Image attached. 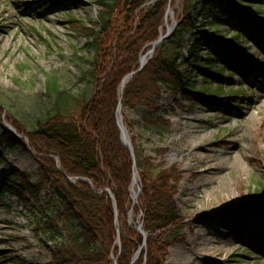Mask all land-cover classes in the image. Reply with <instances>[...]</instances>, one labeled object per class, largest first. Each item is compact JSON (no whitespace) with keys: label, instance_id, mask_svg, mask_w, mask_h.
<instances>
[{"label":"trees","instance_id":"obj_1","mask_svg":"<svg viewBox=\"0 0 264 264\" xmlns=\"http://www.w3.org/2000/svg\"><path fill=\"white\" fill-rule=\"evenodd\" d=\"M169 1L173 0L96 1L95 22L70 21L73 31L85 39L83 48L93 52L92 59L85 60L90 70L79 77L85 87L67 86L56 74L45 73L43 88L48 102L31 127L11 113L4 117L6 111L0 105V138L6 148H29L38 159L37 182H30L24 172L14 169L5 190L11 194L22 192L37 203L48 186L62 207L57 215L63 217L64 237L52 246L50 258L43 264H170L169 248L184 242L187 223L175 202L183 178L179 165L167 166L162 160L164 148L159 147L154 149L159 158L156 161L146 153L138 137L131 135L137 172V185L133 187L134 164L129 150L120 142L117 106L121 105L123 125L130 135L135 125L145 129L170 126L159 116L162 87L182 100L194 96L215 101L233 99L237 93H225L220 83L215 89H209L208 84L212 78L220 79L226 69L225 63H217L214 53H229L232 46L238 48L241 34L234 31L229 45L223 44L221 26L201 21L203 13L197 9L196 0H184L173 32L137 70L139 57L163 30ZM211 1L219 6V13L235 12L249 20L248 12L235 11L229 0ZM251 2L264 5L263 0ZM258 10L257 6L251 12ZM259 22L253 21L256 27L263 23ZM190 34H199L203 41L197 39L187 45L185 39ZM201 42L207 44L203 53ZM193 71L202 80L198 89L190 79ZM132 72L120 94L123 78ZM125 109L134 111L140 120L127 118ZM3 117L14 132L7 128ZM79 177L87 181L71 180ZM261 185L262 191L252 194L256 201L264 196V182ZM137 187L140 194L133 203L131 189ZM107 190L113 194L115 209ZM248 210L264 214L263 207L247 204L241 205L240 214ZM137 223H141L146 237L133 260L143 238L135 228ZM34 228L54 235L50 223L35 221Z\"/></svg>","mask_w":264,"mask_h":264},{"label":"rangeland","instance_id":"obj_2","mask_svg":"<svg viewBox=\"0 0 264 264\" xmlns=\"http://www.w3.org/2000/svg\"><path fill=\"white\" fill-rule=\"evenodd\" d=\"M96 1L0 0V105L6 111L4 117L11 113L27 127L34 124L48 102L45 73L56 74L67 86L85 87L79 77L90 70L85 60H91L93 52L83 48L85 39L73 31L70 21L95 22ZM251 1L229 0L235 11L248 12L249 20H244L235 12L219 13V6L211 0H196L203 13L201 21L221 26L223 44L229 45L234 31L241 34L238 48L214 53L217 63H225L226 69L220 79L212 78L208 84L215 89L220 83L225 93L237 96L226 101L196 96L182 100L161 86L159 116L170 126L145 129L135 125L128 134L137 136L153 157L155 148H164L162 160L167 166L178 164L182 172L175 202L187 224L184 242L168 250L170 264H264V214L250 210L240 214L242 204L264 208V196L258 201L252 196L256 190L262 191L264 182V104L254 105L245 114L235 110L239 105L241 109L250 106L258 93L256 76H264V23L263 28L253 23L256 18L264 20V5ZM170 4L172 16L167 23H175L174 30L184 0ZM257 6L258 13L251 12ZM197 39L203 41L199 34H190L185 41L189 45ZM206 47L201 42L202 53ZM190 79L197 89L201 87L195 71ZM123 113L140 120L134 111L125 109ZM14 169L37 182L36 154L29 148L8 150L0 138V264H43L49 260L52 246L63 240V217L57 215L62 207L48 186L37 203L22 192L6 191L8 175ZM35 221L50 223L54 235L36 231Z\"/></svg>","mask_w":264,"mask_h":264},{"label":"water","instance_id":"obj_3","mask_svg":"<svg viewBox=\"0 0 264 264\" xmlns=\"http://www.w3.org/2000/svg\"><path fill=\"white\" fill-rule=\"evenodd\" d=\"M169 15V9H167V11H166V14H165V18L167 17ZM164 26H166V24H164ZM173 27H174V23H172V25L171 26H168V27H166V32H165V34L164 35H159V37H158V39L152 44V47L143 55V56H141L140 57V59H139V68H138V70L139 69H141L144 65H145V63L147 62V60L151 57V55L153 54V52H154V49L156 48V46L161 42V40L163 39V38H165V37H167L170 33H171V31H172V29H173ZM146 56V57H145ZM132 74H129L128 76H126L125 78H123V80H122V82H121V85H120V93H122V91H123V88H124V85H125V83L128 81V79L130 78V76H131ZM120 109H121V106L120 105H118V107H117V116H116V122H117V126H118V128H119V132H120V142H121V144L125 147V148H127L128 150H129V152H130V154H131V159H132V162H133V164H134V166H135V161H134V155H133V149H132V145H131V141H130V138L128 137V134H127V131L125 130V127L123 126V122H122V117H121V115H120ZM124 132V133H123ZM135 175H136V172H134V177H135ZM134 179L135 178H133V181H134ZM76 180H85V181H87L85 178H81V177H79V178H76ZM139 193H140V189H138L137 190V192H135L133 195V199H135L138 195H139ZM108 196H109V198L112 200V203H113V207H114V209H115V202H114V199H113V195H112V193L110 192V191H108ZM114 214H115V217H116V211H114ZM136 227V229L137 230H139V232L142 234V244L138 247V249H137V251H136V253H135V255H134V257H133V259H135L136 257H137V255H138V253H139V251H140V249H141V247L145 244V233L143 232V230L141 229V224H138V225H136L135 226ZM119 239L117 238V241H118Z\"/></svg>","mask_w":264,"mask_h":264},{"label":"bare ground","instance_id":"obj_4","mask_svg":"<svg viewBox=\"0 0 264 264\" xmlns=\"http://www.w3.org/2000/svg\"><path fill=\"white\" fill-rule=\"evenodd\" d=\"M169 18L172 16V12L171 11H169ZM168 18V17H167ZM147 52V50L143 53V55L145 54ZM142 55V56H143ZM146 57V56H145ZM255 82V81H254ZM255 86L257 87V89H258V93H257V95H256V97L255 98H253V100H252V102H251V104H250V106H248V107H246L245 109H241V105H239L235 110L237 111V112H241V113H246L245 111L247 110V109H252V108H254V105H256V104H258V103H261L262 105L264 104V76H261V75H259V76H256V82H255ZM124 133V132H123ZM200 145L198 144L197 145V147H199ZM212 169H214V168H212ZM137 184V178H135L134 179V182H133V186H135ZM134 195L132 194V197H133ZM133 200V199H132Z\"/></svg>","mask_w":264,"mask_h":264}]
</instances>
